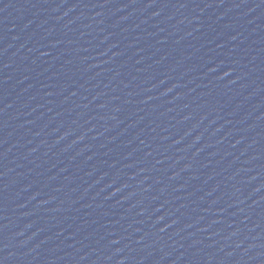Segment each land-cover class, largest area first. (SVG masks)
<instances>
[{"label":"water","instance_id":"obj_1","mask_svg":"<svg viewBox=\"0 0 264 264\" xmlns=\"http://www.w3.org/2000/svg\"><path fill=\"white\" fill-rule=\"evenodd\" d=\"M0 264H264V0H0Z\"/></svg>","mask_w":264,"mask_h":264}]
</instances>
